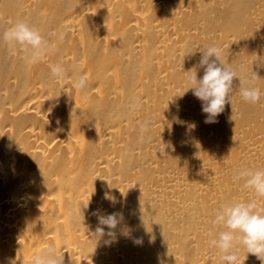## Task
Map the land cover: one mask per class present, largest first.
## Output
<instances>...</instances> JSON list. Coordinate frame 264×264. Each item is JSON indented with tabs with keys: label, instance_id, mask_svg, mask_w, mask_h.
Here are the masks:
<instances>
[{
	"label": "bare ground",
	"instance_id": "bare-ground-1",
	"mask_svg": "<svg viewBox=\"0 0 264 264\" xmlns=\"http://www.w3.org/2000/svg\"><path fill=\"white\" fill-rule=\"evenodd\" d=\"M17 21L55 47L30 64L0 39V264L49 246L63 264H226L209 246L217 210L264 206L234 179L264 169V0H0V37ZM213 45L239 78L206 123L186 72ZM250 82L257 104L240 95ZM114 212L115 239L95 241L109 231L98 216Z\"/></svg>",
	"mask_w": 264,
	"mask_h": 264
},
{
	"label": "clouds",
	"instance_id": "clouds-1",
	"mask_svg": "<svg viewBox=\"0 0 264 264\" xmlns=\"http://www.w3.org/2000/svg\"><path fill=\"white\" fill-rule=\"evenodd\" d=\"M0 39L13 48L19 46L24 53V59L30 64L38 63L55 47L41 35L39 29L25 21H17L3 32ZM58 39L63 41L65 33L60 32ZM201 52L198 64L186 72L189 84L187 90L191 89L193 95L202 102V112L207 114L205 122L214 123L216 117L224 111L225 104L232 103L233 78L239 76L232 66L222 59L223 52L220 47L208 46ZM200 68L203 69V75L198 79L197 72ZM51 74L58 81L67 78L66 70L61 64L52 66ZM256 77L255 75L253 80ZM73 83L75 89L81 92L89 87L88 78L83 74L77 76ZM240 95L250 104H257L261 99L260 89L251 82L249 87L240 88ZM133 107L134 110L142 107L139 99ZM149 124V121L141 124V131L146 136L150 130ZM234 179H243L244 188L251 189L257 197L264 198V169H245L238 172ZM106 198L115 202L113 197ZM122 219V215L115 212L98 216L99 224L107 226L109 231L106 233L103 227L98 226L95 229V241L105 235L114 240L116 233L112 230L116 229ZM213 223L221 225L223 230L218 233L217 238L209 242V246L219 250L222 261L226 264H243L238 252V249L243 247L247 254L254 255L264 264V206L256 200L225 204L217 210ZM112 240L105 243H111ZM135 243L139 244L141 241L136 240ZM32 264H63V255H58L56 248L49 246L33 256Z\"/></svg>",
	"mask_w": 264,
	"mask_h": 264
}]
</instances>
